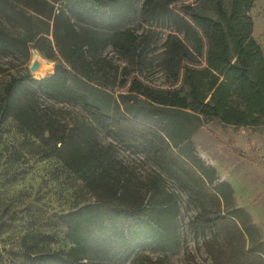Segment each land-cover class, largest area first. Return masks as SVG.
I'll return each mask as SVG.
<instances>
[{
    "label": "trees",
    "instance_id": "trees-1",
    "mask_svg": "<svg viewBox=\"0 0 264 264\" xmlns=\"http://www.w3.org/2000/svg\"><path fill=\"white\" fill-rule=\"evenodd\" d=\"M29 1L37 13L36 3L49 7L46 17L61 61L40 78L12 76L3 90L1 115L39 136L43 156L57 158L93 197L59 213L66 250L24 245L32 264H156L138 252L144 244L160 252L180 247L173 194L153 204L155 189L142 192L116 145L142 153L185 192L197 209L189 227L204 236L213 264H264L257 228L234 204L230 184L215 182L214 168L191 141L211 120L223 127L264 126V54L249 15L254 0H143L139 9L137 0ZM206 3L211 13L204 10ZM12 10L11 0H0V14ZM137 14L170 28L162 67L173 79L181 73L179 88L129 76L126 66L119 68L103 55L110 46L139 63L143 41L129 26ZM42 32L15 35L0 27V53L26 50ZM36 92L77 103L89 118L58 126L31 102ZM102 132L111 141L102 142Z\"/></svg>",
    "mask_w": 264,
    "mask_h": 264
},
{
    "label": "rangeland",
    "instance_id": "rangeland-1",
    "mask_svg": "<svg viewBox=\"0 0 264 264\" xmlns=\"http://www.w3.org/2000/svg\"><path fill=\"white\" fill-rule=\"evenodd\" d=\"M142 1L137 0L138 9ZM193 1L178 0L177 4ZM29 2L11 0L13 10L0 14V27L15 35L44 31L29 42L26 50L0 53V264H32L24 245L33 242L47 249L66 250L69 242L64 238L65 228L58 220L59 213L93 199L57 158L43 156L42 146H38L39 136L22 129L12 117L2 118L1 115L3 90L12 76L27 73L40 78L53 73L61 61L52 36V20L46 17L49 7L36 3L39 14L28 6ZM204 10L211 13V5L206 3ZM249 15L253 22L252 35L264 54V0H254ZM129 26L143 41L139 63L128 61L110 46L103 50V55L119 68L126 66L129 76L136 74L153 85L179 88L181 73L178 79H173L162 67L164 42L170 28L164 23L143 20L139 14ZM47 40L52 51H49ZM47 52L50 57L46 56ZM33 64L37 67L32 71ZM71 83L85 87L78 81ZM117 90L119 88L112 89L113 92ZM31 102L58 126H70L89 118L79 104L40 92L32 96ZM104 135L103 132L100 135L102 142L111 141ZM191 141L197 155L214 168L215 182L230 184L234 204L248 214L264 243V126L223 127L211 120L192 136ZM231 147L240 150L241 155L234 153ZM116 153L142 192L148 195L155 189L153 204L163 203L168 194H173L179 205L177 225L183 239L180 247L160 252L146 243L138 252L148 254L156 264H213L205 251L204 236L194 234L189 227L197 209L188 202L185 192L136 149L116 145ZM121 264H128V261Z\"/></svg>",
    "mask_w": 264,
    "mask_h": 264
},
{
    "label": "water",
    "instance_id": "water-1",
    "mask_svg": "<svg viewBox=\"0 0 264 264\" xmlns=\"http://www.w3.org/2000/svg\"><path fill=\"white\" fill-rule=\"evenodd\" d=\"M37 67V64H33L31 67H30V70H35V68Z\"/></svg>",
    "mask_w": 264,
    "mask_h": 264
}]
</instances>
